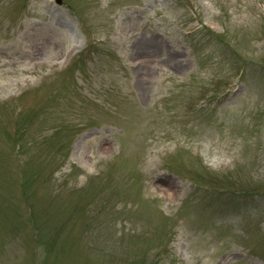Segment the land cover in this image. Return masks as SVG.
I'll use <instances>...</instances> for the list:
<instances>
[{
  "label": "rangeland",
  "instance_id": "374dc122",
  "mask_svg": "<svg viewBox=\"0 0 264 264\" xmlns=\"http://www.w3.org/2000/svg\"><path fill=\"white\" fill-rule=\"evenodd\" d=\"M0 264H264V0H0Z\"/></svg>",
  "mask_w": 264,
  "mask_h": 264
},
{
  "label": "bare ground",
  "instance_id": "6f19581e",
  "mask_svg": "<svg viewBox=\"0 0 264 264\" xmlns=\"http://www.w3.org/2000/svg\"><path fill=\"white\" fill-rule=\"evenodd\" d=\"M144 61L148 63V60L146 58H144V60L142 61V64H141L142 67L147 65V64L145 65V62ZM148 79L149 78H145V77L144 78H141L140 81L138 82V84H140V85L145 84L144 81L145 80H148ZM162 181H163V183H165V182L168 183L167 196H170L169 192H172V190H173V183H172V181L171 180H162Z\"/></svg>",
  "mask_w": 264,
  "mask_h": 264
}]
</instances>
